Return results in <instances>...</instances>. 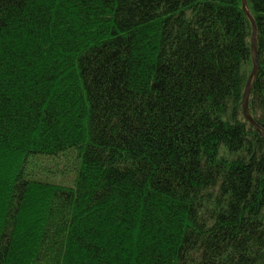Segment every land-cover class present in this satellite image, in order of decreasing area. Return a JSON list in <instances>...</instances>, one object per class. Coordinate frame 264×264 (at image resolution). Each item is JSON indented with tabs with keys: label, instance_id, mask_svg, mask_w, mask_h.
<instances>
[{
	"label": "trees",
	"instance_id": "1",
	"mask_svg": "<svg viewBox=\"0 0 264 264\" xmlns=\"http://www.w3.org/2000/svg\"><path fill=\"white\" fill-rule=\"evenodd\" d=\"M251 44L241 0H0V264H264Z\"/></svg>",
	"mask_w": 264,
	"mask_h": 264
},
{
	"label": "water",
	"instance_id": "2",
	"mask_svg": "<svg viewBox=\"0 0 264 264\" xmlns=\"http://www.w3.org/2000/svg\"><path fill=\"white\" fill-rule=\"evenodd\" d=\"M241 1H242L243 12H244L246 18L250 21V23L252 25L251 48H252V60H253V70H252V73L249 77V80H248V83H247V86L245 89V94H244V103H243L244 116L264 138V131H262V129L260 128L258 123L251 117V115L249 114V111H248L249 98H250V94L252 91V85H253L255 78L257 77L258 69H259L257 27H256L255 19H254L253 15L249 9L248 0H241Z\"/></svg>",
	"mask_w": 264,
	"mask_h": 264
},
{
	"label": "rangeland",
	"instance_id": "3",
	"mask_svg": "<svg viewBox=\"0 0 264 264\" xmlns=\"http://www.w3.org/2000/svg\"><path fill=\"white\" fill-rule=\"evenodd\" d=\"M72 177H73V176H70L69 178H64L65 181H62V182H61V181H59V179H62V180H63V177H62V178H59V179H57V180H54V182H57V183H60V184L64 183V184L67 185V184H68L67 179H69V180L71 181V180H72Z\"/></svg>",
	"mask_w": 264,
	"mask_h": 264
}]
</instances>
